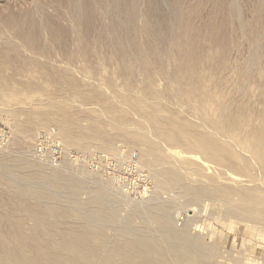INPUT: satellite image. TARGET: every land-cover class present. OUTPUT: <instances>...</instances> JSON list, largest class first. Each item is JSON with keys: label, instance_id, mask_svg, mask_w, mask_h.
Returning <instances> with one entry per match:
<instances>
[{"label": "rangeland", "instance_id": "374dc122", "mask_svg": "<svg viewBox=\"0 0 264 264\" xmlns=\"http://www.w3.org/2000/svg\"><path fill=\"white\" fill-rule=\"evenodd\" d=\"M72 1L0 0V51L9 55V61L0 57V115L11 133L0 146V157L8 161L14 156L16 162L15 156L26 150L38 186L56 177L83 180L91 188L107 186L117 206L115 224L106 227L109 236L125 224L132 209L161 204L168 207L176 230H189L191 240L204 244L205 264H264V157L255 153L256 136L264 130V20L260 23L254 10L255 0H227V8L238 4L241 15L227 16L223 10L214 31L209 7L199 0H191L194 8L187 7L188 0H137L139 27L156 26L163 32L183 10V25L192 33L198 26L204 29V41L188 57L170 49L162 66L153 62L159 50L148 53L149 69L137 64L131 50L130 77L123 72L127 66L120 53L106 45L112 37L104 27L111 0H90L91 42L106 33L87 53L79 52L57 28L71 26L67 11ZM29 15L42 28L33 44L22 38ZM88 17L81 13L80 32ZM48 21L56 22L54 32ZM136 37L146 42L145 34ZM186 90L197 95L188 97ZM20 126L30 134L23 135ZM66 127L75 140L72 145L65 143ZM171 134L177 139L166 137ZM41 143L57 148L59 158L39 156ZM149 143L155 148L147 154ZM14 171L28 172L16 165ZM167 171L177 175L178 185L160 175ZM67 195L64 191L62 202ZM92 195L82 190L76 197L86 202ZM34 223L29 218L26 230ZM133 224L141 228L144 219L137 216Z\"/></svg>", "mask_w": 264, "mask_h": 264}, {"label": "bare ground", "instance_id": "6f19581e", "mask_svg": "<svg viewBox=\"0 0 264 264\" xmlns=\"http://www.w3.org/2000/svg\"><path fill=\"white\" fill-rule=\"evenodd\" d=\"M97 1L101 4L105 3V0ZM111 2L112 12L110 14L105 13L109 15L107 16L109 19L106 18L110 21L107 23L108 27L105 25L104 27H106V31H111L109 32L112 37L108 39L110 41L106 45L109 48H115L120 53L124 67L127 66L123 70L126 76L130 77L131 68L128 63L132 64L131 61L129 62V52L131 50L136 52L137 64L140 63L142 67L149 69L150 62L146 61L148 53L150 55V53L159 50L161 54L153 62L162 66V58L170 59V49L184 53V57H188L191 51H199L201 49L200 47L204 41V29L202 30L198 26L193 33L189 31L188 25H183V10L177 11L174 21L171 24H166L165 30L160 32L156 29V26L150 28L147 27L148 25L142 26L140 22L138 23L142 27L138 26L139 7L137 8V0H135L133 5H131L130 0H111ZM192 2L191 0L187 1L188 8L189 6L195 7V4L193 3V5ZM199 2L201 3L200 5L203 3L208 5V19L210 21L215 20V25L212 26L210 31L216 29L217 19L221 18L220 13H223V10L227 16L231 17L233 14L239 15L241 13L237 7L238 4L235 7L230 6V8H227L225 4L228 2L227 0H199ZM106 8L110 9L107 5ZM254 10L260 15L262 19L261 23L264 20V0H255ZM198 11L199 9L196 13ZM91 12L90 0H84L83 3L72 1L68 4L67 11L71 19V26L61 28L59 25L57 27L63 36L66 35L70 39L71 44H74L79 52L87 53L88 48L97 44L96 42L101 41L104 36V30L101 33L99 32L100 34L96 39L93 36L94 41H92V44L90 39L92 31L90 19L93 16ZM81 13L89 16V24L87 23L88 25L85 29L80 32L78 26L82 21ZM218 16L220 17L218 18ZM29 17L28 21L23 22L28 27L21 32L23 40L29 44H33L34 41L38 40V32L42 28H39V25H37L31 15ZM8 23L12 24V21ZM45 24L51 32H54L53 28L57 26L56 22L52 23L48 21ZM257 24L262 25L258 21ZM205 27L209 31L210 27ZM138 33L145 34L146 42L144 44L140 43L137 39ZM107 34L109 33L107 32ZM0 57L9 61V55L6 51H0ZM84 60L89 62L88 58H84ZM182 70L181 68L177 71L176 78L181 76ZM188 75L190 78L191 73L188 72ZM183 94L188 97H194L197 95V91L186 90ZM160 125V123L156 122V126ZM232 126L233 124H229L228 127ZM17 130L26 136L31 131L29 128H24V126H20ZM65 130V143L68 145L74 144L75 140L73 141L71 137V130L69 127H66ZM166 137L170 140L177 139L175 134L166 135ZM140 138L142 141V136ZM144 140H146V137ZM255 143L256 155L264 157V130L258 133ZM151 144L148 145L147 150L144 149L147 154L154 151L155 146ZM25 151L22 154L20 153L21 155L15 156L17 158L16 162L14 156L11 159L9 158L8 161H5L8 158L4 160L5 157H0V264L206 263L208 254L203 247L204 244L202 245L199 239L191 240L192 238L189 237L190 233L188 236L187 232L189 230L183 232L176 230L170 221L168 207L166 208L161 204L135 206L136 208L132 209L130 215L125 219V224L121 225L122 227H119L118 230L116 229L117 233L114 236H109L110 234L108 235V232H106V227L115 224L113 215H116L117 206L115 204L116 200L108 195V187L96 184L97 186L95 185V187L91 188L83 180L73 183L67 182L64 177H56L59 179L55 178V180L45 181L44 183L46 184L43 186L42 184L40 186L35 185L32 173L35 165L30 162ZM14 165L19 168H26L28 172L17 174L14 171ZM160 175H168L171 178L170 184L172 186L179 184L180 180L176 177L177 175L175 176L170 171L162 172ZM81 178L83 179V177ZM49 184L53 186L48 187L51 186ZM82 190H88L93 193L89 201L82 202L76 197ZM64 191L69 196V199L65 200L67 202H62V199H60ZM225 195L227 197L230 196L227 193ZM137 216H141L144 219V225L141 228L133 224L134 218ZM29 218L34 219L35 223L31 228L26 230V222ZM154 224H156V227H153ZM157 235L161 236L164 240H158ZM173 238L178 240H171ZM193 255L197 256V258L194 257L197 260L193 258Z\"/></svg>", "mask_w": 264, "mask_h": 264}, {"label": "built area", "instance_id": "2783aa9c", "mask_svg": "<svg viewBox=\"0 0 264 264\" xmlns=\"http://www.w3.org/2000/svg\"><path fill=\"white\" fill-rule=\"evenodd\" d=\"M11 137V133L10 130L8 129V127L4 124L3 119L0 115V146L6 144ZM36 152L39 156H49V158H51L52 160L56 161L59 158V152L57 150V148L53 147V146H48V144L46 143L44 144H39L36 148Z\"/></svg>", "mask_w": 264, "mask_h": 264}]
</instances>
